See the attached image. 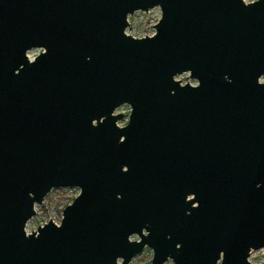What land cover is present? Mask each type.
Returning a JSON list of instances; mask_svg holds the SVG:
<instances>
[{
    "label": "water",
    "instance_id": "1",
    "mask_svg": "<svg viewBox=\"0 0 264 264\" xmlns=\"http://www.w3.org/2000/svg\"><path fill=\"white\" fill-rule=\"evenodd\" d=\"M157 6L153 35L126 32ZM261 73L264 3L0 0V264H129L145 243L152 264H215L221 249L250 264L264 246ZM67 186L79 194L60 226L25 237Z\"/></svg>",
    "mask_w": 264,
    "mask_h": 264
},
{
    "label": "rangeland",
    "instance_id": "2",
    "mask_svg": "<svg viewBox=\"0 0 264 264\" xmlns=\"http://www.w3.org/2000/svg\"><path fill=\"white\" fill-rule=\"evenodd\" d=\"M151 8L146 12L143 11H135L131 16H132V20L129 21L130 23V29H126V32L129 33L130 35H132L133 32H138V33H143V35H136L134 37H142L145 35H148L149 32H154V26L158 20L155 19V16L153 15V10L155 9ZM153 20H155V22L153 23ZM133 36V35H132ZM39 49H31L27 52L28 57L30 59H33L38 53H39ZM34 53L35 55H31ZM186 73H183L179 76L176 77V79L180 80V82H182V84L184 83H190L192 84V81L194 79H191L187 73V75H185ZM187 77V78H186ZM186 78V79H185ZM122 106H120L116 112H120L123 113L120 108ZM124 114V113H123ZM125 119V114H124V118H122L121 120L118 121V125L121 126V122ZM77 189H79V187L77 186H67V187H58V188H53L51 189L43 198L42 202L40 204H36L35 205V214L27 221L26 225H25V229L28 228V222L29 221H33L34 219H38L40 222L36 223V226L34 229L35 230L37 228L38 225H42L44 223H46L50 218L51 220H53L55 223H57V219L60 223L61 217H62V210L64 209V207L68 204H70L73 199L76 197L77 193ZM70 202V203H69ZM31 229H28V232H30ZM252 250H258V249H252ZM255 259V257H254ZM143 258L139 257L138 258V254L135 255L131 261L129 262V264H133V262H135V264H142ZM263 261H261L262 263Z\"/></svg>",
    "mask_w": 264,
    "mask_h": 264
},
{
    "label": "clouds",
    "instance_id": "3",
    "mask_svg": "<svg viewBox=\"0 0 264 264\" xmlns=\"http://www.w3.org/2000/svg\"><path fill=\"white\" fill-rule=\"evenodd\" d=\"M258 3H264V0H241V4L244 5L245 7L247 6H251V5H255ZM153 15L155 16L156 20L161 19V9L159 6H157L154 10H153ZM127 19L129 21L132 20V16L129 15L127 17ZM155 22V20H153V23ZM154 33L149 32L148 35L151 36ZM133 36L136 35H143V33H138V32H133L132 33ZM187 75V73L185 74ZM224 79L226 81H230V77L225 74ZM198 81L197 80H193L192 84L193 85H198ZM258 83L260 84H264V73H261L260 76L258 77ZM120 110L122 112L125 113H132L133 109L132 107L128 104V103H124L122 105V107L120 108ZM102 119V118H101ZM129 123V115H125V119L121 122V126L123 127L124 125H127ZM93 126L96 124V121L93 120L92 121ZM120 140L123 141L124 137H120ZM127 168L125 167L123 169V171H125ZM258 187V186H257ZM77 192H79V189H77ZM70 203V202H69ZM40 221L38 219H34L33 221H29L28 222V228L25 229V237H27V233H28V229H34L36 226V223H39ZM59 221L57 219V227H59ZM141 233L143 236H148L149 235V231L147 228H142L141 229ZM129 242H139L141 239L140 235H137L135 233L131 234L129 237ZM182 247L180 242H177L175 244V248L177 250H179ZM250 255L248 257H246V259L250 262V264H261V261H264V246H261L258 250H252L249 249ZM153 256H154V249L152 247H150L147 243H145L143 245V249L142 251L138 254V258L142 257L143 261L142 264H152V260H153ZM255 257V259H254ZM120 259L121 258H117V264H120ZM225 260V252L224 250H220L219 251V258L215 260V264H223ZM133 264H135V262H133ZM161 264H177L176 260L173 258L172 255H167L165 256V258L161 261Z\"/></svg>",
    "mask_w": 264,
    "mask_h": 264
},
{
    "label": "snow or ice",
    "instance_id": "4",
    "mask_svg": "<svg viewBox=\"0 0 264 264\" xmlns=\"http://www.w3.org/2000/svg\"><path fill=\"white\" fill-rule=\"evenodd\" d=\"M31 55H35L34 53H32V54H30V56ZM125 115H130L131 113H125V112H123ZM124 137V140L126 139V137L124 136V135H120L119 137ZM128 171V168L124 171V172H127ZM77 194H79V193H77Z\"/></svg>",
    "mask_w": 264,
    "mask_h": 264
},
{
    "label": "built area",
    "instance_id": "5",
    "mask_svg": "<svg viewBox=\"0 0 264 264\" xmlns=\"http://www.w3.org/2000/svg\"><path fill=\"white\" fill-rule=\"evenodd\" d=\"M182 83V82H181Z\"/></svg>",
    "mask_w": 264,
    "mask_h": 264
}]
</instances>
